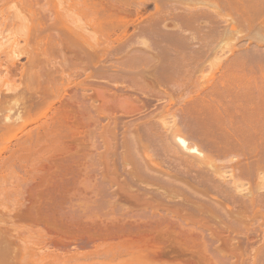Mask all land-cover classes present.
Instances as JSON below:
<instances>
[{"label":"bare ground","instance_id":"obj_1","mask_svg":"<svg viewBox=\"0 0 264 264\" xmlns=\"http://www.w3.org/2000/svg\"><path fill=\"white\" fill-rule=\"evenodd\" d=\"M0 2L4 5L10 4L8 10H12L11 13L26 29L24 46L20 48L22 50L20 54L27 59L25 68L22 66L19 69L20 77L25 78L23 88L19 89V84L16 85L15 82L4 81L6 91L12 92L15 97L20 95L22 98L10 101V95L0 92V137L13 133L12 138L15 141L22 139V143L16 146V150L8 158L2 157L3 154L0 153V195L4 197L0 198V207L2 206L0 228H3L0 229V264H48L55 261L75 264L76 260L101 256L105 258L107 255L108 259L112 258L110 259L112 264L117 261L118 264L120 262L134 264L139 262L136 258H142V261L144 260L141 261L142 263L154 264L153 261H159L157 258L160 257L178 258L182 260V262L176 261L180 264H219L218 255L222 254L223 249L211 247L216 254L214 259L209 258L206 248L208 244L214 245V239L212 237L205 239L206 246L203 245V241L200 244L197 222L186 216L190 220L188 221L181 213L171 211L168 206H181L188 215L224 224L221 222L223 210L240 202L234 199L227 188L219 185L217 179L214 180L216 177L224 179L227 176L233 178L228 179H232V182L234 180L231 185H234L233 189L237 194L247 191L243 194L249 199L238 205L242 214L264 206V195L256 191L259 190L256 187L261 189L264 185L262 176L264 175V47L262 49L260 46L264 45V0H132L129 3L125 0H60L59 3L66 4L67 10H75L83 20L85 25L79 30L69 27L60 28L57 15L51 18L48 13L51 10L48 7L51 2L55 4V0H0ZM4 5L0 6V10ZM150 5H153L154 13L149 17L146 15L148 18L143 19L142 12ZM131 15L135 17L132 23L131 20L129 21L133 17ZM168 25L171 27H167ZM127 26L132 27L135 33L129 34ZM55 30L57 38L53 42L50 32ZM135 37L142 38L138 43L143 46L142 48H134L135 50L130 48ZM242 39H246L247 43L249 41L248 46L245 45L246 48L241 43L244 49H240L239 42L236 43ZM56 41L62 47L60 55L64 54L60 57L62 62L59 63L51 60ZM132 50L142 51L139 54L143 53V55L150 51L153 54V51L157 61L153 60L156 62H153L152 66L149 63L150 66L146 67L148 63H145L144 58L141 59L140 55L139 58L137 55L136 57L131 55L133 58L129 62L126 55ZM226 53L228 54L224 56ZM18 54L19 51L11 50L12 59L6 61L8 68L6 73H15L17 70L13 59ZM116 55H122L119 62L123 57L127 58V62L125 60L118 62L120 66L117 65L118 71L114 70L115 75L114 71L111 72L109 62L110 58ZM210 56L217 62L216 67L208 71L209 74H205L208 78L202 81L204 64ZM138 65H143L147 70L143 67L144 70L141 68L137 72ZM125 68H136L138 74L152 76L159 92L153 94L157 96L166 94L163 96H167L172 104L174 100L170 98L173 95L169 96L166 91L170 85L181 83V89L183 88L190 96L186 95V101L183 100L180 106L178 104L182 101L176 102L178 110L175 104L174 106L168 101L169 104L157 109L158 111L161 109L159 120L164 125L161 129L166 128V132L162 133L163 130L159 128L157 130L160 132L156 133L154 129L157 127L152 129L148 123L147 125L151 127L146 129V124L145 128V125H140L141 128L137 123L135 131L132 130L137 137L130 132V136L135 139H133L134 146L131 144L133 142L130 143L131 137L128 138V143L131 145L125 143L128 139L124 142L123 136L120 138V142L125 143L124 150L121 151L127 150L124 153L119 151L121 153L119 154L122 158L125 155L128 158L125 157L127 159L124 160L125 158L119 157L122 160L120 159V164L116 163L118 164L116 168L113 165L115 161L112 160L114 169L105 168V165L101 167H104L105 171L111 169L109 171L116 177L122 171H126V174L120 175H125L124 181L118 178V181H121L119 183L109 171L107 173L104 171L106 176L99 172L103 179L100 180L99 175L98 180L92 182L93 186L88 179L87 186L86 181L83 180L81 183L77 180L81 171L76 170L78 158L77 161L74 160L78 149L76 145L78 143L79 146L80 143L76 127H79L81 121L88 127L91 121L93 123L98 121L99 124L100 117L104 118L106 94H113L110 93L109 84L113 82L115 85L117 79H121L119 74ZM67 71L68 74L65 73ZM248 72L251 78L247 76ZM198 73L199 76L201 75L199 78ZM66 94L75 95L69 96L67 103L61 104ZM76 94L81 95L78 97ZM91 94H99L100 98L94 97L95 100H101L100 109L93 105V101L91 102L94 98H91ZM154 97L156 96L149 98L150 101H154ZM156 99L160 102L163 100L158 97ZM11 102L14 104L12 105ZM56 104H60L62 109L59 105L55 106ZM171 107H175L177 113L179 112L180 119ZM167 115L169 117L172 115L174 124L169 121L166 123L161 118L168 117ZM152 117L155 119L153 114ZM148 119L147 122H151V119ZM176 119L179 120L176 121L177 123L174 121ZM155 121L153 123L156 124ZM169 124L170 127H167ZM96 132H93V136ZM103 136L102 139L105 137ZM61 141L64 143L63 146L60 144ZM75 141L76 151L73 149L74 146H70ZM130 146H136L137 152H141V159L139 153L132 154L134 150L132 151ZM155 147H159L160 154L163 151V156L166 158L168 155L167 158L170 157L173 163L168 159L167 162L163 161L164 157L161 160L162 154L158 155V153L156 156L153 152L159 150ZM170 147L178 150L179 157ZM148 148H152L150 150L153 155L148 154L149 150L147 153ZM7 149H9L8 144L1 149V152H7ZM171 150L175 152L172 153ZM154 156H160L158 160L163 161V164L170 162V165H167L169 167L166 168L165 165L166 167L163 168L161 164H157L160 161L157 162ZM102 160L104 161L103 157ZM173 160H178L179 165L175 164L177 168L173 166L176 163ZM213 160H216L214 163L218 160H226L230 164L218 168L220 166H213ZM126 164L128 167L131 166L129 170ZM119 165L125 166L126 170L125 167L123 168L125 171L117 170V167L122 168ZM207 167L214 168L213 174L217 175L215 178L207 173ZM91 168L93 169V166ZM73 169L80 173L78 177ZM115 169L120 173L113 172ZM222 169L228 170L226 172L231 174L226 176V172ZM17 171L20 176L14 181L13 175ZM107 174L115 182H112L111 177L108 179ZM155 174L157 177L151 176ZM258 175L262 177L259 178ZM254 176L261 179L260 186L257 185L254 189L248 184L249 186L244 188L243 183H249ZM165 180L171 185L176 184V191L181 189L182 192L172 194L170 190L172 188L174 190L175 186H168L170 184ZM174 180L177 183L173 182ZM179 180L183 181L184 189L177 187L181 185L178 184ZM147 181L152 186L153 183L157 184L154 186L164 191L159 192L157 188L150 189L148 187L150 183L148 184ZM186 181L196 187L195 190L191 187L194 192L186 191ZM140 184L146 185L148 189ZM76 185H80V189L82 187L85 190L92 186V189L90 187L87 189L92 195H90L92 197L90 204L93 212L90 214H83L77 207L74 209L73 204H71L73 206L66 205L67 201L71 202L69 192L72 191L73 194L78 190L79 187ZM167 186L169 189L166 190L170 193L165 191ZM73 187L76 188L75 191ZM262 189L264 190V187ZM79 192L82 193L80 190ZM11 196L16 197L13 204L17 206L16 209L13 207V210L8 206ZM200 196L206 200L201 199ZM160 202L161 205L165 202L168 208L165 205L159 207ZM102 205L106 208L105 212H102L104 211ZM235 221L231 220L228 223L232 224ZM235 223L238 227L239 222ZM235 227L230 229L236 233L238 228L235 230ZM24 234L32 237V240L30 238V245L24 243L19 247L15 242L20 241ZM261 235L264 237V231ZM263 240L261 243H264ZM259 247L261 250V246ZM259 247L255 248L258 252ZM118 257L123 258L116 260ZM132 258L137 261L134 259L135 262H132ZM79 261L76 264H79Z\"/></svg>","mask_w":264,"mask_h":264},{"label":"rangeland","instance_id":"obj_2","mask_svg":"<svg viewBox=\"0 0 264 264\" xmlns=\"http://www.w3.org/2000/svg\"><path fill=\"white\" fill-rule=\"evenodd\" d=\"M124 1V0H123ZM132 0H125V2H131ZM60 2V0L58 1V0H55V4L54 3H52L51 2V4L49 5V7H48V5H47V7L48 8H50V10L51 11H49L48 13L51 15V18H53V17H55V15H57V19H58V21H59V27L60 28H62V27H69V28H76V29H80L81 27H83V25H85L84 24V22H83V20L81 19V17H79L78 15H77V12L75 11V10H67L66 9V4L64 3H59ZM2 5H4L3 4V2H0V6H2ZM10 7V4H5L3 7H2V9L0 10V92L2 91L3 93H7L8 95H10L11 96V99H10V101H15V100H17V98H22V96H20L19 95V97H15V94H11L12 92H9V91H6V86L4 85V81L5 80H8V81H10V83H13V82H15V84L16 85H18L19 84V89H21V88H23L24 86H23V83L25 82V78H21L20 77V68L23 66V68H25V65H26V62H27V59H26V57L24 56V55H21L20 53L22 52V50H20V48L21 47H23L24 46V39H25V37H26V29H24V27H22L21 26V23H20V20L18 19V18H16L11 12H12V10H8V8ZM182 7V6H181ZM152 9V10H151ZM147 12V13H146ZM167 12H169L168 10H167ZM146 13V14H145ZM152 13H154V9H153V5H150L148 8H147V10L146 11H143L142 12V17H144L143 19H146V18H148L149 16H151L152 15ZM166 13V12H165ZM167 14V13H166ZM144 15V16H143ZM148 17H147V16ZM133 15H131V17H132ZM128 18H130V16L128 17ZM143 19H141V20H143ZM127 20V22H128V19H126ZM131 20V21H130ZM135 20V17L133 16L132 18H130L129 19V21H130V23H132V21H134ZM129 23V22H128ZM128 25H130V24H128ZM131 26H132V24H131ZM85 27V26H84ZM133 27V26H132ZM132 27H130V26H127V30H129V34L130 33H135V31H133L134 29H132ZM167 27H171L170 25H168ZM58 28V27H57ZM169 29V28H168ZM56 33H57V31L55 30V31H51L50 32V34H51V36H52V39H54L53 40V42H55V40H56V38H57V36H56ZM136 39V40H135ZM135 39L133 40V42H131V47L130 48H132V49H134V48H142L143 46H141V45H138V43H139V41H141L142 40V38H140V37H135ZM137 41V42H136ZM247 40L246 39H242V40H239V41H237L236 43L238 44V42H239V45H241V43H242V45H247V44H249V41H248V43L246 42ZM251 42H252V45L251 46H253L254 45V43H253V40H251ZM245 43V44H244ZM54 44V43H53ZM241 45V47H240V49H244L243 48V46ZM59 46L61 47V45L59 44L58 45V43H57V41H56V43H55V46L53 45V50H52V53H53V56L51 57V60H52V62H56V63H59V62H62L61 60H60V57H63V55H60L61 54V51H62V47L61 48H59ZM248 46V45H247ZM247 46H245V48L247 47ZM260 46H262V49H263V47H264V45H260ZM249 48H252V47H249ZM255 48V47H254ZM15 50V51H19V54H18V56L17 57H15L13 60H14V62H15V66H16V68H17V70L15 71V73H11V72H8V73H6V71L8 70V68H6L7 67V64H6V61H8V60H11L12 58H11V56H10V52H11V50ZM61 49V50H60ZM253 49V48H252ZM59 50H60V52H59ZM128 50V49H127ZM135 50V49H134ZM134 50H132V51H130V53H127V55H126V57H128V59H129V62L131 61V59L133 58V56L134 57H136V55H137V57L139 58V55H140V57H141V59L142 58H144L145 59V63H148V64H144L146 67H148V65L150 66V64H151V66L153 65L152 63L153 62H156L157 61V59H155V53L152 51V53L153 54H151V51L149 52V53H145L144 55H143V53H141V54H139L140 52H142V51H140V52H135ZM254 50V49H253ZM129 52V51H128ZM134 52H135V55H134ZM148 52V51H147ZM226 52V51H225ZM133 53V54H132ZM138 53V54H137ZM16 54H17V52H16ZM220 54V53H219ZM228 53H226L224 56H226ZM123 55V54H122ZM122 55H116V56H113V57H111L110 59V62H109V66L111 67V72H113L114 70H116V71H118L119 69H118V66L117 65H119L118 64V60L122 57ZM131 55H133V56H131ZM153 57H152V56ZM143 56V57H142ZM126 57H123L122 59H121V61L122 60H125V62H127V58ZM150 57V58H149ZM152 57V58H151ZM125 58V59H124ZM138 58H136V59H138ZM147 58V59H146ZM212 58H214V57H212V56H210V58H208V60L205 62V64H204V66H205V71L201 74L202 76L204 75V77L203 78H201V80L202 79H204V80H206L207 78H208V76H205V74L206 75H208L209 74V72L208 71H211V70H213L215 67H216V61L215 60H213ZM223 58V57H222ZM143 59V60H144ZM143 60L141 61V62H143ZM151 62H150V61ZM153 60H156V61H153ZM120 61V62H121ZM133 62L134 61H138V60H132ZM119 62V63H120ZM137 63V62H136ZM150 63V64H149ZM139 64H141L140 62H139ZM120 66V65H119ZM139 66V65H138ZM114 67V68H113ZM123 67V66H122ZM122 67H120V69L122 68ZM140 67V68H139ZM139 67H137L138 69V71L136 70V68H132V69H124V70H122L123 72L122 73H120L119 74V77H121V79L119 78V79H117L116 81V83H115V85H114V83L113 82H111L112 84H109L110 85V89H111V91H110V93L111 92H113V94L111 93V94H106V96H107V101H108V99H109V101H108V103H107V101H106V107H105V113H104V111H103V115H105L104 116V118L101 116H99L100 117V122H99V124L97 123V122H95V123H93L92 121H91V124H90V126H88V127H86L85 125H84V123L81 121L80 123H79V127H76V129H78L77 131H76V129H75V131H76V133H77V137H80V138H78V140H79V146L81 147H79L78 146V143H77V145H76V141H75V143L74 144H70V146L72 145V147L74 146V145H76L77 147H78V149L77 148H75V146L73 147V149L75 150V149H77V152L76 153H78V154H76L75 153V155L77 156H74L75 158H74V160L75 161H77V159L76 158H78V160L80 161H78L77 162V164L75 163V162H73V163H75L76 165H78L77 167L75 166V164H74V168L76 167V170L78 169V171H81L80 173L79 172H76V170L75 169H73V170H75V174L77 173V177H78V175L80 176V177H78V182L80 181H83V182H85L86 180H91L90 181V184H92V182H95V180H98V178H99V175H100V173H103V175H105L106 176V174H104L105 172L107 173V171H109V170H111V169H114V167L116 168V166H118V164H116L117 162L120 164V159L122 158L121 156H120V154L123 152H126V150L125 151H121L122 149L124 150V147H125V143L127 144L128 142H129V139H130V132H132V130H134V129H136L137 127V123H138V125H139V127H141L142 128V126H140V125H147L148 123L152 126V129H154V127L156 128V129H154V131L156 132V133H158V132H160V131H158L157 129H161L162 128V126L164 127V125L162 124L163 122L161 121V120H159L160 118V111H161V109H159L160 111H158L157 109L158 108H162L163 106H166L167 105V103L169 102V98L166 96H163V95H166V94H162L161 96H157L156 94H153L154 92L156 93V92H158V89H157V87H156V85H155V82H154V80H153V77L152 76H148V75H140V74H138L137 72H139L140 71V69L141 68H143L144 66L142 65H140ZM146 67H144L145 69H146ZM22 68V69H23ZM124 68V67H123ZM144 68L142 69V70H144ZM208 68V69H207ZM248 68V67H247ZM118 69V70H117ZM126 70V71H125ZM133 70H134V72H133ZM147 70V69H146ZM116 71H114V73H115V75H116ZM132 71V72H131ZM137 71V72H136ZM125 72H128V73H126L125 74ZM136 72V73H135ZM66 74H68V71L67 72H65ZM114 73L112 74V73H110L112 76L114 75ZM247 73V72H246ZM199 74L200 73H198L197 75H198V78L201 76H199ZM65 75V74H64ZM197 75H196V77H197ZM258 75V77H259V74H257ZM257 75H254L256 78H258L257 77ZM247 76L248 77H252V76H250V73L248 72V74H247ZM137 77H139V78H137ZM141 77H143V78H141ZM207 77V78H206ZM247 77V78H248ZM244 77H242V79H243ZM245 78H246V76H245ZM120 80V81H119ZM200 80V79H199ZM200 80V81H201ZM204 80H202V81H204ZM250 80V79H249ZM22 81V82H21ZM113 81V80H112ZM145 81V82H144ZM250 81H252V80H250ZM115 82V81H114ZM146 83V84H145ZM117 84V85H116ZM151 85V86H150ZM145 86H147V87H145ZM181 83H178V84H173V85H170V86H168V89L166 90L167 91V93L169 94V96H171L170 94H172L173 96H171L172 98H170V99H172V101L174 100L175 101V103H174V101H173V104H172V102H169V103H171L172 105H176V109L177 108H179V107H177V104L178 103H180V100L182 101L180 104H178V106H180L182 103H183V100L184 101H186V95H187V97L188 96H190V94H186V92L183 90V88L181 89ZM122 89V91H118L119 89ZM152 88V89H151ZM156 88V90H153V89H155ZM181 89V90H180ZM153 90V91H152ZM180 90V91H179ZM152 92V93H151ZM118 93V94H117ZM159 93V92H158ZM154 96H156V97H154L155 98V100L153 101H150L151 99H152V97H153V95ZM2 95V94H1ZM75 94H68V96H67V94H66V97L64 98V100L61 102V104L63 103V104H65V103H67V99H68V97L70 96V97H73ZM80 95L81 94H76V96H78V97H80ZM92 95V96H91ZM90 96H91V98H93L94 96H98L99 94H97V95H95V94H91ZM150 95V96H149ZM110 96V97H109ZM112 96V97H111ZM115 96V97H114ZM176 96V97H175ZM184 98H182V97ZM116 97H118L117 99L119 100L120 99V101H118L117 99H116ZM147 97V98H146ZM159 98V99H161V98H163V100H161V102L160 101H158L156 98ZM161 97V98H160ZM174 97V98H173ZM179 97H181L180 99H179ZM97 98H100L99 96L97 97ZM149 98H151V99H149ZM153 98V99H154ZM168 98V100H166L165 101V99H167ZM176 98V99H175ZM96 98L94 97L92 100H91V102L93 103V105L96 107H100L101 108V103H100V101H99V99H97V100H95ZM111 99V100H110ZM113 99V100H112ZM123 101H122V100ZM145 99H147V100H145ZM148 99H149V101L151 102H149L148 101ZM6 100H8V99H6ZM66 100V101H65ZM118 102V104H117V102ZM147 101H148V103H147ZM157 101H158V103H157ZM168 101V102H167ZM179 101V102H178ZM80 102V101H79ZM113 102H115V103H113ZM142 102V103H141ZM176 102H178L177 104H176ZM100 103V104H99ZM168 103V104H169ZM11 104L13 105L14 103L13 102H11ZM81 104V103H80ZM146 104V105H145ZM149 104V105H148ZM161 104V105H160ZM166 104V105H165ZM17 105H19V103H17ZM58 105H59V107H60V104H56L55 106H57L58 107ZM100 105V106H99ZM108 105V106H107ZM171 105V106H172ZM174 105V106H175ZM77 106V105H76ZM80 105H78V108H80L79 107ZM122 106V107H121ZM146 106V107H145ZM162 106V107H161ZM56 107V108H57ZM96 107V108H97ZM145 107V108H144ZM77 108V109H78ZM99 108V109H100ZM153 108V109H152ZM59 109V108H58ZM60 109H62L61 107H60ZM171 109L172 110H174L176 113H177V111H176V109H175V107L174 108H172L171 107ZM81 110V109H80ZM96 110H98V109H96ZM155 110H157L156 112H155ZM178 110V109H177ZM107 111V112H106ZM175 113V115L177 116V114L179 113H177L176 114ZM152 114L154 115V117H155V119L152 117ZM95 115H96V113H95ZM101 115V114H100ZM146 115H148V116H146ZM97 116V115H96ZM143 116H145V118L143 117ZM150 116V117H149ZM168 117H161V118H163L165 121H166V123L169 121V123H171L173 120H172V118L173 117H171L172 115H170V117H169V115H167ZM150 118L151 119V122H147V119L148 118ZM152 117V118H151ZM107 118V119H106ZM144 118V119H143ZM157 118V119H156ZM177 118V117H176ZM150 119H148V120H150ZM152 119H154V120H152ZM170 119V120H169ZM175 119V118H174ZM178 119H180L179 118V114H178ZM145 120V121H144ZM156 120V121H155ZM157 122L156 124L155 123H153V122ZM175 122L177 121V119L176 120H174ZM179 121V120H178ZM177 121V122H178ZM141 122V124H139ZM147 122V123H146ZM176 122V123H177ZM151 123H153V125L151 124ZM159 123V124H158ZM83 124V125H82ZM98 126H97V125ZM148 124V125H149ZM155 124V125H154ZM172 124H174V122H172ZM171 124V125H172ZM101 125V126H100ZM146 125L144 126V128L146 127ZM147 125V127H146V129H150V127ZM85 126V127H84ZM134 126H135V128H134ZM159 126V127H158ZM103 127V128H102ZM166 127V126H165ZM167 127H170V124L169 125H167ZM106 129V130H105ZM40 130V129H39ZM80 130V131H79ZM97 132H96V131ZM101 130H103V132L101 131ZM161 130H163V131H161L162 133H164V132H166L167 131V129L165 128H163V129H161ZM165 130V131H164ZM108 131V132H107ZM135 131V130H134ZM134 131L132 132V135H134ZM79 132V133H78ZM93 132H96L95 134H94V136H93ZM100 132V133H99ZM122 132H124V133H122ZM91 133V135H89ZM102 133V135H104L103 137L105 138H103L102 139V135H99V134H101ZM127 134V135H124V134ZM96 135H98V136H96ZM123 136V137H122ZM134 136H136V135H134ZM13 133H10V134H7V135H4V136H2V137H0V153L1 154H3L2 155V157H9L10 156V154L13 152V151H15L16 149L15 148H17L16 146L18 145V144H20V143H22V139L20 140V141H15L13 138ZM92 137H95V138H92ZM123 138L124 140V142H125V140H127L128 138V140H127V142H125V143H123V141L122 142H120L121 141V139L120 138ZM124 137H126V138H124ZM137 137V136H136ZM98 138H100V140L98 139ZM132 139H130V143L131 142H133V143H131L133 146L135 145V143H134V138H133V136L131 137ZM97 139V140H96ZM107 139V140H106ZM134 139V140H133ZM77 140V139H76ZM133 140V141H132ZM62 141L63 142H65L63 139H62ZM61 141V142H62ZM82 141V142H81ZM100 141H102L104 144H102V142H100ZM106 141H108V142H106ZM137 141V140H136ZM60 143V144H62V146L64 145V143ZM78 142V141H77ZM98 142H100V143H98ZM120 142V143H119ZM67 143V142H66ZM105 143H107L106 145H105ZM130 143H128V144H130ZM6 144H8V148L9 149H7V152L5 151V152H1V149L6 145ZM68 144V143H67ZM82 144H83V146H82ZM97 146H96V145ZM100 144H102V146L100 145ZM130 144V145H131ZM99 145V146H98ZM104 145H105V147H104ZM109 145V146H108ZM120 145V146H119ZM124 145V146H123ZM62 146H61V148H62ZM94 146H96V149L94 148ZM121 146H123V148L121 147ZM129 146V145H128ZM133 146H130L131 147V150L133 151H136V152H132V154H137V153H139L140 155H141V152L139 151V152H137V149H136V146L135 147H133ZM159 146H160V144H159ZM72 147H71V149H72ZM101 147V148H100ZM106 149L107 148V150H104V148ZM121 147V148H120ZM162 146H160V148H161ZM173 147V146H172ZM172 147H170L171 149H172ZM85 148V149H84ZM157 148V150H159V152H155L156 149ZM160 148L159 147H155V149H153V150H155L153 153L157 156V154L158 155H161L162 153H163V151H161V154H160ZM72 149V153H74L75 151ZM84 149V150H83ZM150 149H152V148H148L147 149V153H148V150H149V155L151 154V155H153V153H152V151L150 150ZM174 149V148H173ZM172 149V150H173ZM81 150V151H80ZM113 150V151H112ZM114 150H115V152H114ZM117 150V151H116ZM171 150V151H172ZM175 151H176V149H174ZM11 151V152H10ZM74 151V152H73ZM100 153H99V152ZM103 151V152H102ZM112 151V152H111ZM121 153H120V152ZM150 151H151V153H150ZM175 151H172V153L173 152H175ZM102 152V153H101ZM104 152H107V154L106 153H104ZM131 152V151H130ZM178 152V150L174 153L175 155H177V157H179V152ZM82 155H81V154ZM95 153L98 155V157H99V159H98V157H96L97 155H95ZM101 154L100 156H99V154ZM118 153V154H117ZM120 153V154H119ZM177 153V154H176ZM103 154V155H102ZM105 154H106V156H105ZM117 154V155H116ZM126 154V153H125ZM128 154V153H127ZM165 154V153H164ZM119 155V156H118ZM129 155V154H128ZM140 155H138L139 157H140V159L142 158V155L140 156ZM181 155V154H180ZM109 156V157H108ZM156 156H154L155 158V160H158V158L160 157H156ZM168 156V155H167ZM167 156H166V158L163 156V154H162V156L160 157V159L162 160V158L164 157L165 159H163V161H165V162H167V159L168 160H170V162H172L171 161V159H170V157L169 158H167ZM81 157V158H80ZM102 157H103V159H104V161L102 160ZM106 157V158H105ZM116 157H118V158H116ZM119 157H121V158H119ZM125 157H127L128 158V156H124L122 159H124ZM153 157V156H152ZM176 157V156H175ZM181 157V156H180ZM182 157H184V155H182ZM187 157V156H186ZM127 158H125L124 160H126ZM188 158V157H187ZM121 159V160H122ZM153 159V160H154ZM183 159V158H182ZM186 159V158H185ZM192 159V158H191ZM92 160H93V165H92ZM97 160H99V161H97ZM101 160V161H100ZM106 160V161H105ZM112 160H113V162L115 163V164H113V162H112ZM118 160V161H117ZM161 160H158L157 162H159V163H157V164H161L162 165V167L163 166H167V165H170L169 163H165L164 162V164H163V161L161 162ZM186 160H189V159H186ZM227 160H229V159H227ZM97 162V163H95V162ZM173 161H175L176 163H174V165L173 166H177V165H179V162H178V160H173ZM191 161H193V160H191ZM214 161H216V160H213V166H215V167H218V166H220V167H218V168H222V167H225L226 165L228 166L230 163H228V162H226V160H223V161H220V160H218L216 163H214ZM101 164H100V163ZM104 162V163H103ZM122 162V161H121ZM156 162V161H155ZM81 163V164H80ZM106 163H107V165H106ZM173 163V162H172ZM172 163H171V165H172ZM100 164V165H99ZM110 166H109V165ZM115 165L114 167H113V165ZM122 164V163H121ZM124 164V163H123ZM122 164V165H123ZM175 164H177V165H175ZM221 164V165H220ZM223 164V165H222ZM225 164V165H224ZM80 165V166H79ZM97 165V166H96ZM99 165V166H98ZM105 165V166H104ZM122 165H119L120 167H122ZM128 164H126V166H127ZM218 165V166H217ZM93 166V169L91 168ZM101 166H104L105 168H111V169H106V171H105V168L104 167H101ZM107 166V167H106ZM109 166V167H108ZM130 166V165H129ZM165 166V167H166ZM81 169H80V168ZM94 167H96V168H94ZM101 167V168H100ZM125 167V166H124ZM124 167H122V168H119V167H117L118 169L117 170H119V171H121ZM131 167V166H130ZM130 167H128L127 166V169L128 168H130ZM169 166H167L166 168H168ZM171 167V166H170ZM97 168H99V169H97ZM102 168H104V169H102ZM164 168V167H163ZM177 168V167H176ZM100 169H101V171H100ZM121 169V170H120ZM17 169H15V171H16ZM94 170V171H93ZM97 170V171H96ZM116 169L113 171V172H116L117 171ZM124 170V169H123ZM125 170H126V167H125ZM124 170V171H125ZM129 170V169H128ZM146 170H148V169H146ZM105 171V172H104ZM119 171H117L118 172V174L120 173ZM149 171V170H148ZM151 171V170H150ZM206 171H207V173L211 176V177H216L215 176V174H213V171H214V168L213 167H207L206 168ZM222 171H228V170H225V169H222ZM98 172V173H97ZM100 172V173H99ZM116 172V173H117ZM126 172V171H125ZM125 172H123L122 171V173L121 174H123V173H125ZM147 172V171H146ZM94 173V174H93ZM148 173H150V172H148ZM230 172H226V176L227 175H230L229 174ZM109 174H112V172H110L109 171ZM120 174V175H121ZM126 174V173H125ZM154 174V173H153ZM156 174H158V173H156ZM156 174L155 175H151V176H156ZM98 175V176H97ZM113 175V178H114V174H112ZM120 175H117V182H121L122 180L121 179H123L124 177H125V175H123V176H120ZM160 175V174H159ZM213 175V176H212ZM224 175V176H225ZM262 175V174H261ZM259 176V178L260 177H264V175H262V176ZM20 176V173L17 171V173L16 174H14L13 175V180L14 181H16L17 179H18V177ZM95 176H96V178H95ZM104 176V177H105ZM120 176V177H119ZM256 176V175H255ZM254 176V178H251V181L248 183H243L244 185V188H247L249 185H252L253 187H254V189H255V187L258 185V186H260V180H259V178L258 177H255ZM75 177H76V175H75ZM91 177L93 178V179H91ZM100 177H101V175H100ZM107 177H108V174H107ZM109 177H111V176H109ZM109 177H108V179H109ZM157 177V176H156ZM82 178V180H79V179H81ZM113 178L111 177L110 179L112 180V182H115V181H113ZM118 178H119V180H121V181H118ZM220 178V177H219ZM218 177H216L214 180L215 181H217L218 182V184L219 185H221L223 188H227V190L232 194V196L234 197V199L235 200H237V201H240V202H247V200L249 199L248 197H246V195H244L243 194V192L244 193H246L247 191H243L242 193L240 192V193H236V190H234L233 189V186L231 185V184H233V182H234V180H233V182H232V177H230V176H227V177H224V179H219ZM228 178H232V179H228ZM256 178V179H255ZM100 180L101 179H103V177H101V178H99ZM105 179V178H104ZM107 179V178H106ZM107 179V180H108ZM126 179V178H125ZM162 179V178H161ZM165 179H167L166 177H165ZM171 179H173V178H171ZM171 179H168V180H170L171 181ZM217 179V180H216ZM238 178H235V180H237ZM258 179V180H257ZM148 180V179H147ZM227 180V181H226ZM230 180V181H229ZM263 180H264V178H263ZM262 180V181H263ZM123 181H124V179H123ZM146 181V180H145ZM145 181H144V183H145ZM178 181V180H177ZM180 181V180H179ZM229 181V182H228ZM239 181V180H238ZM241 182L243 181V180H240ZM148 182V184L150 183L149 181H147ZM165 182H169V181H167V180H165ZM172 182V181H171ZM173 182H176L175 180L173 181ZM182 182V183H181ZM231 182V183H230ZM235 182H237V181H235ZM240 182V184H242ZM243 182H245V181H243ZM264 182V181H263ZM262 182V183H263ZM82 183V182H81ZM86 185L88 186L89 185V182L88 181H86ZM122 183H124V182H122ZM177 183V182H176ZM239 183V182H238ZM94 184V183H93ZM93 184H92V186H93ZM146 185H147V183H145ZM168 184V183H167ZM169 184H170V182H169ZM179 185L181 184H183V181L181 180L179 183H178ZM184 184H185V182H184ZM237 184V183H236ZM249 184V185H248ZM82 185V184H81ZM85 185V186H86ZM141 186L143 185V186H146V185H144V184H140ZM155 184L153 183V186H154ZM176 185V184H175ZM174 184L173 185H168V186H175ZM181 185L180 186H177V187H180V188H183L184 189V185H182V187H181ZM189 185V186H188ZM238 185V184H237ZM77 187H79L80 185H76ZM75 186V187H76ZM84 186V184H83V187H85ZM92 186L90 187L91 189H92ZM142 186V187H143ZM152 185H151V183H150V185H148V187L150 188V189H152L153 188V190H155L157 187H155V186H157V184L153 187ZM168 186L167 187H165V191H167L166 190V188L167 189H169L168 188ZM251 186V187H252ZM75 187H73V189L75 188ZM88 187V188H89ZM171 187V188H172ZM185 187H189L188 189L186 188V191L187 192H190V191H193V190H195V186H193L192 184L190 185V182H187L186 181V186ZM191 187L193 188V190H191ZM262 187H264V185L262 186ZM262 187H261V189H260V187L258 188V187H256L257 189H259V190H256L257 191V193H260V194H263L264 195V190L262 189ZM86 188V187H85ZM87 188V189H88ZM133 188V187H132ZM146 188H147V186H146ZM170 188V189H171ZM78 190H76V188L73 190V191H75L76 190V192H74L73 194H72V191H71V193L69 192V200L71 201V202H69V201H67V204L66 205H69V206H73V208L74 209H76V207L79 209L78 211H82L83 212V214H85V213H87V214H90V212H93L91 209H92V206H91V200H92V197H90V195H91V191H89V190H85L84 188H82L81 187V189H80V187L79 188H77ZM82 189H84V190H82ZM90 189V190H91ZM148 189V188H147ZM160 190H161V188H159ZM178 189V188H177ZM70 190H72V189H70ZM79 190L82 192L81 194H80V192H79ZM156 190H158V188L156 189ZM158 190L159 192H163L164 191V189L163 190ZM189 190V191H188ZM0 191H1V188H0ZM157 191V192H158ZM170 191H172V194L174 193V194H178V193H180V192H182L181 191V189H179V191H176V186H175V189L173 190V188L170 190ZM170 191L168 190L167 192H169L170 193ZM178 192V193H177ZM194 192V191H193ZM239 192V191H238ZM140 193V192H139ZM256 193V194H257ZM1 194V193H0ZM141 194V193H140ZM240 194H243L245 197H243V195H240ZM83 195V196H82ZM144 196L146 195L147 196V194H143ZM14 196H16V195H14ZM92 196V195H91ZM149 196V195H148ZM180 196V195H179ZM2 197V199L4 198L3 197V195H0V198ZM181 197V196H180ZM179 197V198H180ZM200 197H202V196H200ZM11 198V201H10V203H8V206H9V208L10 209H12L13 210V207L16 209V204H13V203H15V199H16V197H10ZM15 198V199H14ZM77 198V199H76ZM201 199H204V200H206V198H204V197H202ZM1 200V199H0ZM74 200V201H73ZM72 201H73V203H72ZM171 201V200H170ZM173 201H177V200H173ZM172 201V202H173ZM68 202L70 203V204H68ZM240 202H236V203H234L233 205H231V207H229V209H225V210H223V217H222V219L223 220H221V222H224V224L223 223H220V224H217V223H214V222H210V221H206V220H201L199 217H197V216H191V215H188L187 214V212L183 209V207H181V206H168L169 207V209L171 210V211H174V212H178V213H181L185 218H186V216L190 219V220H192V221H195V222H197V225H198V227H199V231L197 232V236L199 237L198 238V242L200 243H202V241L204 242L203 243V245H205L206 246V241L208 240V238L209 237H212L213 239H214V245H210V244H208L207 245V248H206V250H208L207 252V256L209 257V258H211V259H214L215 258V252H213V250L211 249V247L213 248V247H219L220 248V250L221 249H223V252H222V254L221 255H218V256H216V257H218V259H219V264H264V243H261L262 242V240H263V236L261 235L262 233H263V231H264V206H262V207H259V209L258 208H256L254 211H251V210H249L247 213H245V214H242V212H241V210H239L238 209V205L240 204ZM91 203V204H90ZM163 203V202H162ZM71 204H73V205H71ZM14 205V206H13ZM64 205H65V203H64ZM63 205V206H64ZM155 205V204H154ZM166 206L167 207V204H165V202L161 205V202H160V204H158V206L159 207H163V206ZM169 205V204H168ZM164 206V207H165ZM101 207H103V205L101 206ZM125 207V206H124ZM167 207V208H168ZM14 209V210H15ZM102 209V208H101ZM104 209V211H102ZM103 209L101 210L102 212H105L106 210V208L105 207H103ZM162 209H164V208H162ZM0 211H2V206L0 207ZM187 219V218H186ZM1 220V219H0ZM188 220V219H187ZM190 220H188V221H190ZM231 220H236L235 222H239V225H238V227L235 225L236 223L234 222V223H232L231 224V222H230V224L228 223V221H231ZM220 221V220H219ZM2 222V221H1ZM3 223V222H2ZM240 223H242V224H240ZM225 225H227V226H225ZM236 226V227H235ZM1 227H3V224H1ZM230 227L231 228H233L234 229V227H235V230L237 229L238 230V232H237V230H236V233H235V231L234 232H232L231 231V229H230ZM1 230L3 229V228H0ZM261 233V234H260ZM26 234H29V233H26ZM30 235V234H29ZM261 236L263 237V238H261ZM28 235H25L24 234V236L22 235L21 236V239H19L20 241H16L15 242V244H17V246H19V247H21V246H23V244L24 243H28V245H30L29 243H30V241L32 240V237H29ZM204 237V238H203ZM30 238H31V240H30ZM231 238H233V239H231ZM261 238V239H260ZM205 239H207L206 241H204ZM264 241V240H263ZM200 243V244H201ZM263 244V245H262ZM27 245V246H28ZM252 246V247H251ZM257 246L259 247V246H261V250H260V247H259V249L258 250H260L259 252L257 251V249L255 250V248H257ZM211 249V250H209V248ZM252 249V251H250ZM210 251H211V253L213 254V255H211V253H210ZM257 251V252H256ZM258 254V255H256V253ZM263 252V253H262ZM259 253H260V255H259ZM123 256L124 257H126L124 254H123ZM212 256V257H211ZM101 257H103V256H101ZM99 258V257H93V258H89V257H87L88 259H80V261L79 260H76L75 262L76 263H78V261H79V264H112L110 261V259H112L111 257H110V259H108V255L104 258ZM123 257H118V259H116V260H119V259H122ZM162 258L163 257H160V258H157V260H159V261H153V263L154 264H180V263H178V262H176L177 260L179 261V262H182V260H180V259H178V258H174V257H164L163 258V260H162ZM126 259V258H125ZM135 258H132V262H135V260L136 259H139L138 261L139 262H137V263H134V264H148L149 262H147V263H142L143 261H142V258L140 259V258H136L135 260H134ZM168 261H167V260ZM170 259V260H169ZM173 259L175 260V261H173ZM115 260V259H114ZM115 260V261H116ZM129 260V259H128ZM127 260V261H128ZM134 260V261H133ZM122 261H124V259L122 260ZM126 261V260H125ZM137 261V260H136ZM142 261V262H141ZM167 261V262H166ZM74 262V263H75ZM112 262H114V261H112ZM156 262V263H155ZM75 263V264H76ZM118 264V261L117 262H114V264ZM125 263V262H124ZM123 262L121 263H119V264H124ZM127 263V262H126ZM125 263V264H126ZM128 263H130V264H133V263H131V262H128ZM127 263V264H128ZM48 264H64V263H60V262H58V261H55V262H49ZM70 264H73V262L71 263L70 262ZM151 264V263H150Z\"/></svg>","mask_w":264,"mask_h":264}]
</instances>
